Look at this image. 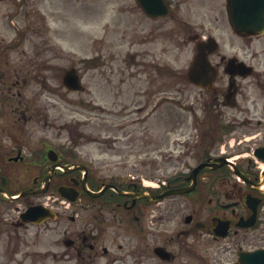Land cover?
<instances>
[{
    "label": "flooded vegetation",
    "instance_id": "af4514ba",
    "mask_svg": "<svg viewBox=\"0 0 264 264\" xmlns=\"http://www.w3.org/2000/svg\"><path fill=\"white\" fill-rule=\"evenodd\" d=\"M67 1L0 0V21L15 30L14 38L0 34V242L6 234L11 258L54 264H204L195 256L198 234L225 240V252L264 241L251 232L264 209V33L235 31L228 23L227 0H164L169 14L159 18L139 9L152 22L140 30L145 75L151 70L157 76L163 68L147 49L150 43L181 36L197 44L217 41L208 55L214 70L211 89L197 88L203 96L195 100L199 113L193 111L187 132L176 120L175 148H161L163 102L177 109L187 99L171 92L164 97L162 82L147 76L138 83L97 79L92 96L84 99L86 89L70 92L45 74L60 70L51 64L56 50L48 58L50 50L18 48L15 24L20 19H38L41 4L53 10ZM100 100L109 107L100 106ZM150 118L154 141L147 137ZM99 126L110 138L97 136ZM134 126L141 142L156 148H111L116 131L127 139ZM88 127L96 134L89 139L107 148H66L74 146L75 137L84 139ZM179 132L188 134L186 148ZM200 164L206 166L191 176ZM129 166L149 169L148 181ZM190 186V192L169 194ZM162 193L168 195L157 199ZM37 204L52 219L19 225L23 208ZM250 206H255L253 223L248 222ZM223 226L226 236L217 237Z\"/></svg>",
    "mask_w": 264,
    "mask_h": 264
},
{
    "label": "rangeland",
    "instance_id": "374dc122",
    "mask_svg": "<svg viewBox=\"0 0 264 264\" xmlns=\"http://www.w3.org/2000/svg\"><path fill=\"white\" fill-rule=\"evenodd\" d=\"M69 4L74 5L76 10L83 7L79 14L80 20L77 16L78 10L77 15H75L72 9L67 7ZM65 7L63 17H52L48 16L47 13L49 11L54 12L55 9H48L47 6L41 4L37 6L40 14L38 19H32L31 22L26 23L19 20L18 23L19 32L25 39L19 45V48L50 50L51 52L46 53V55H49L48 58H52L53 50H57L59 56L51 64L59 68L60 73L57 70L45 73L49 76L50 81H60V74L67 67L77 68L83 75V82L88 86V93L82 95L85 99L92 96L93 82L97 79L101 82L111 81L115 83L120 80L131 83L144 80L145 75L140 70V65L143 63L140 30L141 25L143 26L145 22L133 0H78L72 3L67 2ZM63 28L67 36L63 35ZM75 31L82 33H75ZM13 32L4 23V20L0 21V34L9 39L13 37ZM162 46V53H160L159 50ZM147 49L170 70L160 78L155 77L152 73L146 75L150 80L163 83L162 88L159 90L163 92L164 97L169 96L171 92L174 95L177 93L179 97L190 102L201 98L198 89L189 85L185 80V72L190 64L193 51L190 42L175 38L172 41L163 40L150 43ZM23 58L25 57H19V59ZM148 59L154 60V58ZM111 72H113L112 75ZM52 85L55 86L56 84L52 83ZM69 96H76V94ZM100 105L106 108L109 107L105 101H100ZM187 106L182 104L180 108L186 107V109L179 108L177 110L171 104L163 105L161 148H175L173 143L175 137L172 136L171 131L174 123L176 125V120L184 122V125L180 128L183 130L185 128V132L189 129L193 117ZM197 107L198 105L194 104L195 113H199ZM136 115L137 113L132 114L130 119H134ZM102 116L106 115L102 114ZM154 124V120L150 118L149 133L151 136L148 135L147 137H151L153 140L156 139ZM134 128H136L135 135L132 134L127 139L123 138V131H116L115 142L117 143L111 148H156L153 144L141 143L143 137L137 129L138 126H134ZM83 132L87 138L96 135L91 128H85ZM110 134L106 127H98L97 136L100 139H105ZM179 135L180 143L183 148H186L188 134L185 133L184 136H181L179 132ZM67 138L70 139V135L67 134ZM75 140L77 148H83L86 151L91 150L92 152L93 148H107L87 139L76 138ZM91 155H95V153H91ZM164 161H167V159ZM128 170L141 174L140 177L145 179L148 178L147 173L150 172L147 168L132 166H129ZM12 208L13 204L9 209ZM1 230L4 231V228H1ZM31 231H34V229H31ZM7 242V235L3 234L0 242V264H54L52 262L43 263L37 257L34 259L27 258L23 261L21 255L12 259L11 252L13 249L11 246L8 247ZM38 245L39 249L42 248V251H44V247L40 243ZM226 245V241L213 240L207 235L199 234L194 238L195 251L200 257H204V264H237L236 251L225 252Z\"/></svg>",
    "mask_w": 264,
    "mask_h": 264
},
{
    "label": "water",
    "instance_id": "95a60500",
    "mask_svg": "<svg viewBox=\"0 0 264 264\" xmlns=\"http://www.w3.org/2000/svg\"><path fill=\"white\" fill-rule=\"evenodd\" d=\"M242 2L243 8H245V13L254 12L253 16H259L264 11V0H240ZM233 25H236L233 23ZM206 66L207 63L205 60H200V62L194 63V68L190 70L189 74H192L195 70L196 66ZM77 78L74 76L72 72H67L64 77V83L65 84H71L76 87ZM204 83V82H202ZM69 88H72L68 86ZM72 89H75V88ZM30 211H35V208H32L26 212L28 214ZM25 214V215H26ZM33 213L29 214V217H32ZM32 219V218H27ZM238 261L240 264H264V251H256L254 253H242L239 255Z\"/></svg>",
    "mask_w": 264,
    "mask_h": 264
}]
</instances>
